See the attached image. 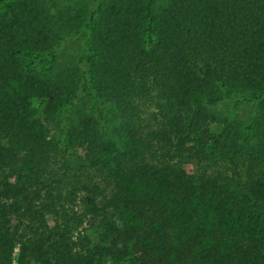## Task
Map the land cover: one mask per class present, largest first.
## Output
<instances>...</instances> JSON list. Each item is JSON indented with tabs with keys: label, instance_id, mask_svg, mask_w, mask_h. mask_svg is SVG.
<instances>
[{
	"label": "trees",
	"instance_id": "trees-1",
	"mask_svg": "<svg viewBox=\"0 0 264 264\" xmlns=\"http://www.w3.org/2000/svg\"><path fill=\"white\" fill-rule=\"evenodd\" d=\"M80 2L0 0V264H264V0Z\"/></svg>",
	"mask_w": 264,
	"mask_h": 264
},
{
	"label": "rangeland",
	"instance_id": "rangeland-1",
	"mask_svg": "<svg viewBox=\"0 0 264 264\" xmlns=\"http://www.w3.org/2000/svg\"><path fill=\"white\" fill-rule=\"evenodd\" d=\"M85 1H91V0H84ZM49 3L51 4L53 13H57L58 14V18L56 21V25H59L60 29H59V34L61 35V40H57L56 42V47H58L62 42H65L67 40V42H69L70 40H72V34H73V30H70V26L71 24H69V22H66V20H63L59 23V15L60 13H62V19H67L68 16L73 17L76 13L77 7H79V4L81 3L80 0H49ZM68 39H70L68 41ZM79 40H73L72 42L68 43V46L65 47L68 51L69 48H71V50H76L77 46H79ZM62 58V57H61ZM33 105L35 107V109L38 110V112L42 111V105L38 102V101H34ZM238 116L240 119L247 121L250 119V108L247 105H243L240 107V109L238 110ZM216 130L220 129V125L216 124L215 125ZM49 135L53 136L56 140L58 141H62L63 140V134L60 133L59 131L55 130L54 127L50 126L49 127ZM96 228H90V232L91 234L94 236L96 235ZM134 262V257L132 255H130V258L125 259V261H123V264H133Z\"/></svg>",
	"mask_w": 264,
	"mask_h": 264
}]
</instances>
